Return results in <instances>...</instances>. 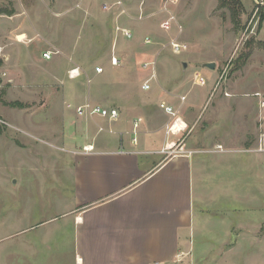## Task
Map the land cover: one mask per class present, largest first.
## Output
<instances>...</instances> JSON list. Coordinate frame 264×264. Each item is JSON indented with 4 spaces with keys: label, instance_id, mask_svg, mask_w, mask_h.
<instances>
[{
    "label": "rangeland",
    "instance_id": "374dc122",
    "mask_svg": "<svg viewBox=\"0 0 264 264\" xmlns=\"http://www.w3.org/2000/svg\"><path fill=\"white\" fill-rule=\"evenodd\" d=\"M241 1L236 27L230 8L220 7L219 0H179L172 7L185 30L179 39L188 49L175 54L159 27L166 0H0V45L7 56L0 59V264H76V165L87 167V143L95 152L119 148L121 139L132 138L127 132L134 122L138 138L146 126L167 122L164 158L192 145L204 152L214 142L223 145L220 139L232 130L233 144L243 145L244 119L236 103L220 105V100L237 88L254 101L256 91L264 95V0ZM118 24L130 28L133 37L117 34ZM46 50L54 52L51 60L43 57ZM114 54L117 66L111 63ZM152 59L157 77L144 90L150 76L144 64ZM209 62L215 68L207 67ZM73 67H80L76 79L67 74ZM196 71L205 84L195 83ZM162 101L187 122L185 131L169 132L173 118L160 107ZM87 102L117 108L119 120L78 115L77 107ZM104 140L112 147L103 148ZM254 182L245 175L250 185L244 197L251 199L245 215L253 225L264 210L262 182ZM256 199L263 209L247 207ZM191 240L202 247L203 237ZM261 243L254 248L258 254L245 255L244 264H264V237ZM189 256L182 254L176 264H193ZM219 258L203 252L196 260L221 264ZM243 259L242 253L235 256L236 263Z\"/></svg>",
    "mask_w": 264,
    "mask_h": 264
},
{
    "label": "crops",
    "instance_id": "0c3cea01",
    "mask_svg": "<svg viewBox=\"0 0 264 264\" xmlns=\"http://www.w3.org/2000/svg\"><path fill=\"white\" fill-rule=\"evenodd\" d=\"M229 94L220 105L236 103L239 118L244 119L241 146L233 144L232 130L220 139L225 145L214 142L205 152L192 145L164 158L167 122L154 129L146 126L142 137L137 133L136 142L132 122L127 133L133 136L128 142L121 139L120 149L95 152L93 143L84 145V150L93 149L85 150L89 161L85 169L76 165V264H176L186 252L193 264L203 252L219 255L221 264H244L245 255L258 254L254 248L264 237V210L256 211L260 217L255 225L246 220V202L251 199L244 197V188L250 185L245 184L247 174L250 181L262 182L258 191L264 190V149L260 148L264 111L258 98L254 101L243 89ZM103 142V148L112 147L110 140ZM248 153L263 156L257 159ZM249 206L263 209L257 199ZM193 236L203 237L202 247L191 240ZM247 245L251 249L245 251ZM241 253L243 262L236 263L235 256Z\"/></svg>",
    "mask_w": 264,
    "mask_h": 264
},
{
    "label": "built area",
    "instance_id": "2783aa9c",
    "mask_svg": "<svg viewBox=\"0 0 264 264\" xmlns=\"http://www.w3.org/2000/svg\"><path fill=\"white\" fill-rule=\"evenodd\" d=\"M179 0H166L165 5L161 7V12L163 19L160 21L159 24L160 29L165 31L170 40L168 41L169 47L171 48L172 52L175 54H181L182 52L186 51L188 49V46L186 43L180 41L179 36L183 33L184 27L183 24L180 22L176 11L173 10V5H177ZM171 5V6H170ZM119 7H123L121 9V13H125L126 9L123 6V2H119ZM116 32L117 34H121L124 38H132L133 32L130 28L124 27L122 25H116ZM145 43L150 44L153 42L152 38L150 36L145 38ZM4 46L0 45V59H6V52L4 50ZM54 55V52L51 50H47L43 53V57L47 60H51ZM120 62V59L115 54L111 57V63L113 66H117ZM145 69H148L150 71V76L143 84L142 88L144 90H149L151 88L150 81L157 77V61L155 59H152L151 61H147L144 64ZM103 67H97V72L101 73L103 72ZM81 75L80 67H73L68 71L69 78L76 79ZM206 80L202 76L201 71L195 72V83L198 85L205 84ZM229 95V94H227ZM253 96L258 98L259 106L261 110L264 111V95L262 92H255ZM183 99H185L183 97ZM160 107L164 109L169 115H171L172 123L169 125L168 130L169 132L173 134H179L186 130L188 124L186 121L183 120L182 116L179 115V112L174 109L173 106L169 105L167 102L162 101L160 103ZM78 115L84 116L88 115L90 117H104L109 119L111 122H115L119 120L120 112L117 108L114 107H103L98 104H93L91 102H87L83 105H79L76 109ZM264 118V114H263ZM180 121H182L185 124L184 126H179ZM139 123L134 122V130H133V142L137 141V129H138ZM177 128L175 130L174 128ZM100 130H103L102 127H100ZM263 139V145L260 147L261 149H264V134L262 135ZM170 148V147H169ZM173 148V147H171ZM93 148L87 149L85 147V150H92ZM219 150H224L223 146L218 147Z\"/></svg>",
    "mask_w": 264,
    "mask_h": 264
},
{
    "label": "trees",
    "instance_id": "16d2710c",
    "mask_svg": "<svg viewBox=\"0 0 264 264\" xmlns=\"http://www.w3.org/2000/svg\"><path fill=\"white\" fill-rule=\"evenodd\" d=\"M220 7H229L232 12V22L234 26L238 27L240 25L239 11L243 9V4L241 0H219ZM264 21V14L260 16V26Z\"/></svg>",
    "mask_w": 264,
    "mask_h": 264
},
{
    "label": "bare ground",
    "instance_id": "6f19581e",
    "mask_svg": "<svg viewBox=\"0 0 264 264\" xmlns=\"http://www.w3.org/2000/svg\"><path fill=\"white\" fill-rule=\"evenodd\" d=\"M179 126H184L185 127V124L182 121H180ZM174 129L177 130L176 127ZM171 143H170V145L168 144V147H170V148L174 146V143H172V144Z\"/></svg>",
    "mask_w": 264,
    "mask_h": 264
},
{
    "label": "water",
    "instance_id": "95a60500",
    "mask_svg": "<svg viewBox=\"0 0 264 264\" xmlns=\"http://www.w3.org/2000/svg\"><path fill=\"white\" fill-rule=\"evenodd\" d=\"M206 66L213 69L215 68V63L214 62H209V63H206Z\"/></svg>",
    "mask_w": 264,
    "mask_h": 264
}]
</instances>
